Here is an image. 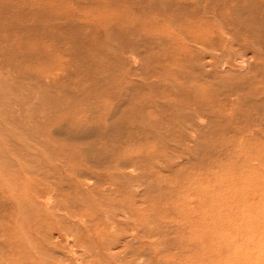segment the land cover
<instances>
[{"label": "rangeland", "instance_id": "374dc122", "mask_svg": "<svg viewBox=\"0 0 264 264\" xmlns=\"http://www.w3.org/2000/svg\"><path fill=\"white\" fill-rule=\"evenodd\" d=\"M1 1L0 264H264V0Z\"/></svg>", "mask_w": 264, "mask_h": 264}, {"label": "bare ground", "instance_id": "6f19581e", "mask_svg": "<svg viewBox=\"0 0 264 264\" xmlns=\"http://www.w3.org/2000/svg\"><path fill=\"white\" fill-rule=\"evenodd\" d=\"M9 0H7V2H8ZM173 1V0H172ZM180 0H178V2H179ZM188 0H186V2H187ZM194 1V0H193ZM198 1H200V0H198ZM208 0H206V2H207ZM214 1V0H213ZM236 1V0H235ZM15 2V1H14ZM32 2H34V1H32ZM205 2V3H206ZM209 2V1H208ZM218 2L219 1H217V3H215L216 4V7L218 6V10H219V5H218ZM237 2V1H236ZM7 4L6 2L4 3V0L3 1H1V5L2 6H7V8H8V4L7 5H3V4ZM13 3V2H12ZM36 3V2H35ZM34 3V4H35ZM160 3V2H159ZM205 3H204V5H205ZM211 3V2H210ZM210 3H207V5H206V7H205V10L206 9H208V7H210L211 5H210ZM234 3V2H233ZM246 3V2H245ZM244 3V4H245ZM27 4V3H26ZM170 4V3H169ZM169 4H168V6H169ZM173 4V3H172ZM183 4V3H182ZM181 3H180V5H182ZM238 4V3H237ZM250 4H252V3H250ZM259 4V3H258ZM10 5H12V4H10ZM180 5L178 6V7H180ZM230 5V4H229ZM249 5V4H248ZM253 5V4H252ZM252 5H251V7H252ZM182 6H184V4L182 5ZM187 6V5H186ZM185 6V8H186V10H188L189 11V9H187V7ZM190 7H191V5H189ZM199 5L197 4V7H198ZM232 6V5H231ZM233 6H235V5H233ZM237 6V5H236ZM244 6V5H243ZM250 6V5H249ZM248 6V8H250ZM11 7V6H10ZM9 7V8H10ZM17 7H19V6H17ZM21 7H23V6H21ZM175 7H177V6H175ZM193 7V6H192ZM195 7V6H194ZM211 7H213V5L211 6ZM228 7V6H227ZM253 7H254V5H253ZM5 8V7H4ZM184 8V7H183ZM200 8V7H199ZM198 8V9H199ZM204 8V7H203ZM214 8H215V6H214ZM243 8H246V7H243ZM247 8V9H248ZM17 9V8H16ZM175 9V8H174ZM193 9V8H192ZM235 9V8H234ZM237 9V8H236ZM235 9V10H236ZM254 9V8H253ZM252 9V10H253ZM5 10H8V9H5ZM17 10H19V9H17ZM221 10H223V9H221ZM220 10V11H221ZM226 10V9H225ZM245 9H243V11H244ZM0 11H1V9H0ZM3 11V10H2ZM175 11H176V9H175ZM175 11H174V13H175ZM178 11L180 12V9H178ZM184 11V10H183ZM191 11V10H190ZM201 11V10H200ZM199 11V12H200ZM203 11V10H202ZM208 11H209V9H208ZM224 11V10H223ZM172 12V11H171ZM177 12V11H176ZM187 12V11H186ZM222 12V11H221ZM240 12H241V10H240ZM168 13V12H167ZM196 13V12H195ZM194 12H193V15L195 14ZM233 13V12H232ZM235 13V12H234ZM247 13H248V11H247ZM249 13H251V12H249ZM4 14H6L5 12H4ZM62 14H64V12L62 13ZM184 14V13H183ZM189 14V13H188ZM188 14H186L187 16H188ZM192 13H190L189 14V17H188V19L190 18V16H192L191 15ZM209 14L210 15H213V19L215 20V19H217L218 20V22L219 23H217V21H216V23H215V25H211L212 27H209L207 24H206V22L207 21H204L205 20V18H200L199 17V15H198V17L199 18H196L194 21L192 20V21H190V20H188L186 17V20L184 19V22H185V26L184 27H187V29H185V31H187L186 32V36H187V38H189V36H191V39L193 38V40H194V38L197 40V43H201L202 45L201 46H205V45H207L208 46V48H209V50L208 51H211V52H213V51H220L222 48H223V45H224V47L226 46L227 48H228V46L229 45H231L232 43V46H234L236 43V41H234V39H235V36L236 35H234L233 34V32H232V29L229 27V25H227V23L226 22H229L230 21V18H229V14L228 15H226L227 13H221L220 14V12L219 11H212V9H211V11H209ZM218 14H220V16H218ZM264 14V13H263ZM185 15V16H186ZM196 15V14H195ZM194 15V16H195ZM204 15H205V13H204ZM236 15H237V13H236ZM253 15V14H252ZM260 15H261V13H260ZM11 16H12V14H11ZM172 16V15H171ZM180 16V15H179ZM177 17H178V13H177ZM196 17V16H195ZM194 17V18H195ZM238 17H239V13H238ZM240 17H242V16H240ZM239 17V18H240ZM253 17V16H252ZM261 17V16H260ZM175 18V17H174ZM179 18V17H178ZM183 18V17H182ZM182 18H180V19H182ZM192 18V17H191ZM179 19V20H180ZM252 19V18H251ZM177 20V19H176ZM238 19L236 18V21H237ZM252 20H254V19H252ZM251 20V21H252ZM182 21V20H181ZM213 21V20H212ZM240 21V20H239ZM244 21V20H243ZM250 21V22H251ZM260 21V20H259ZM238 22V21H237ZM177 23H178V21H177ZM209 23L210 24H212V22H210L209 21ZM230 24H231V22H229ZM254 23H255V21H254ZM176 24V23H175ZM174 24V25H175ZM179 24V23H178ZM182 25H183V23H181ZM209 24V25H210ZM240 23H238V25H239ZM256 24H258V22L256 23ZM146 25V24H145ZM181 25V26H182ZM216 25H217V28H216ZM246 25V24H245ZM208 26V27H207ZM240 26V25H239ZM176 27V26H175ZM177 27H178V25H177ZM233 27V29L234 30H236L235 29V26H232ZM237 27V26H236ZM256 27H257V25H256ZM168 28H170V27H168ZM167 28V29H168ZM180 29H181V33H183L184 32V28H183V32H182V28L181 27H179ZM151 29V28H150ZM158 29V28H157ZM162 29H164V28H162ZM166 29V30H167ZM171 30H173L172 28H170ZM249 29V28H248ZM250 29H252V28H250ZM166 30H164L163 32L164 33H166ZM178 30V29H177ZM153 31V30H152ZM237 31H238V29H237ZM240 31V30H239ZM244 31V30H243ZM154 32H156V31H154ZM175 32V31H174ZM177 32V31H176ZM221 32V33H220ZM246 32V31H245ZM168 33V32H167ZM170 33V32H169ZM168 33V34H169ZM172 33H173V31L171 32V35H172ZM222 33L225 35V37L226 38H228V39H226V38H224L223 36V38L221 37V35H222ZM174 34H177V33H174ZM258 34V33H257ZM180 35V34H179ZM219 35V36H218ZM234 35V36H233ZM248 35V34H247ZM254 36H255V34H253ZM164 36V35H163ZM174 35H172V37H173ZM239 36V35H238ZM237 36V37H238ZM240 36H242V34L240 35ZM181 37H182V35H181ZM169 38V37H168ZM176 38V37H175ZM246 38V37H245ZM179 39V38H178ZM184 39V38H183ZM182 39V40H183ZM211 39H218L217 41L219 42V43H216V42H214V41H212ZM239 39H241V37H239ZM256 39V38H255ZM170 40V39H169ZM173 40H175V39H173ZM181 40V39H180ZM196 40H195V42H196ZM258 40V39H257ZM183 41H186V40H183ZM239 41V40H238ZM243 41V40H242ZM242 41L240 40V42L242 43ZM244 41H246V40H244ZM250 41V40H249ZM182 42V41H181ZM251 42V41H250ZM253 42V41H252ZM252 42L250 43V45H254L255 43H253L252 44ZM255 42V41H254ZM183 43V42H182ZM186 43H187V41H186ZM188 43H190V41L188 42ZM247 43V42H246ZM257 43V42H256ZM181 44V43H180ZM184 44V43H183ZM182 45V44H181ZM186 45V44H185ZM192 45V44H191ZM248 47H249V45H247ZM255 46H256V44H255ZM182 47V46H181ZM187 47V46H186ZM238 47V46H237ZM242 47V46H241ZM211 49V50H210ZM230 49V48H229ZM213 50V51H212ZM224 50H226V49H224ZM244 49L242 48L241 49V51H243ZM246 50V49H245ZM249 50V49H248ZM227 51V50H226ZM247 51V50H246ZM254 51V50H253ZM216 52H214V53H216ZM232 52V51H231ZM208 53H210V52H208ZM207 53V54H208ZM224 53V52H223ZM222 53V54H223ZM228 53V54H227ZM226 54V56H227V58H229L228 56L230 55L229 54V51L227 52ZM219 54V53H218ZM208 55H210V54H208ZM214 55V54H213ZM225 55V54H224ZM215 56V55H214ZM216 56H219V55H216ZM211 57H213V56H211ZM218 58V57H217ZM216 58V59H217ZM219 58H221V56H219ZM223 58V57H222ZM259 59V58H258ZM213 60V59H212ZM214 61H215V59H214ZM213 61V62H214ZM215 63H217V62H215ZM259 64H261L262 66H264V61H259ZM242 66V65H241ZM261 66V67H262ZM262 69V68H261ZM261 71V70H260ZM258 73V72H257ZM261 73V72H260ZM258 81V80H257ZM257 83V82H256ZM248 85H250V82H249V84ZM259 85H261V82L259 83ZM232 86V85H231ZM251 86V85H250ZM230 87V86H229ZM229 87H228V89H229ZM227 88V87H226ZM231 88V87H230ZM233 89V88H232ZM256 89V88H255ZM258 89V88H257ZM250 90V89H249ZM258 91V90H257ZM260 91V90H259ZM227 93L229 92H231V90L229 91H226ZM232 92H234V91H232ZM250 92H251V90H250ZM228 93V94H229ZM235 94H236V92H235ZM197 102V101H196ZM80 120V119H79ZM77 122H78V120H77ZM193 138V137H192ZM78 176H79V174H78ZM80 177V176H79ZM199 182V181H198ZM198 185V184H197ZM200 186H202L201 184H199ZM204 188V187H203ZM203 191V190H202ZM201 191V192H202ZM206 191V190H205ZM205 192H203V194H204ZM252 193V192H251ZM200 201H201V199H200ZM203 201H201V203H202ZM200 203V204H201ZM201 206H203V209H202V207H200L202 210H204L205 209V206H204V204L202 205L201 204ZM85 207V206H84ZM88 209H89V206L87 207ZM202 210H200V211H202ZM206 210L208 211V208H206ZM204 213H205V210H204ZM202 214H203V212H202ZM208 215H210V213H207ZM207 214H206V216H207ZM188 215V214H187ZM198 215V214H197ZM180 216H183V215H180ZM204 216V214L202 215V217ZM111 217V216H110ZM138 217V216H137ZM184 217H185V214H184ZM188 218H189V216H187ZM209 216H207V218H208ZM114 218H115V216H114ZM113 218V219H114ZM181 218V217H180ZM198 218V217H197ZM199 218H201V217H199ZM199 218H198V220H199ZM204 218V217H203ZM202 218V219H203ZM185 219V218H184ZM183 219V220H184ZM187 220L188 219H186V222H187ZM204 220H205V218H204ZM207 220V219H206ZM219 220V219H218ZM218 220H215V221H218ZM140 221V220H139ZM202 220L200 219V221L199 222H201ZM204 222L205 221H203V224H204ZM134 223H136V219H135V222ZM140 223H143V222H140ZM188 223V222H187ZM194 223V222H193ZM197 224H201V223H198V222H196ZM137 224V223H136ZM189 224V223H188ZM197 224H195L194 223V226H192L191 225V228L193 227V229L194 230H196L197 228L195 227V225H197ZM206 225V224H205ZM152 226V225H151ZM204 226V225H203ZM136 227H137V225H136ZM196 229H195V228ZM199 227L200 226H198V230H196L197 232H199L200 230H202V229H200L199 230ZM207 227V226H206ZM190 228V227H189ZM190 228V229H191ZM201 228V227H200ZM132 229V228H131ZM151 229V228H150ZM206 228L204 227V230H205ZM191 231H193V230H191ZM133 232V231H132ZM201 232V231H200ZM202 232H203V230H202ZM8 233V232H7ZM137 233H139L138 231H137ZM99 234V233H98ZM75 235V234H74ZM81 235H83V234H81ZM100 235H102V234H100ZM123 235H125V234H122V236ZM138 235H140V234H138ZM97 236V235H96ZM143 239V238H142ZM122 240V239H121ZM136 240V239H135ZM144 240V239H143ZM98 241V240H97ZM99 242V241H98ZM4 244V243H3ZM143 244H147V243H142L141 245H140V249H141V251L142 252H144L145 250H148L147 248L149 247L150 249L151 248H153V247H150V246H144ZM85 245V244H84ZM159 245V244H158ZM102 246V245H101ZM105 246V245H104ZM97 247V246H96ZM106 247V246H105ZM107 247H108V245H107ZM132 248V247H131ZM134 248V247H133ZM98 249H100V248H98ZM11 250H13V249H11ZM127 250V249H126ZM111 251V250H110ZM153 251H155V249L153 250ZM126 252V251H125ZM128 252V251H127ZM12 254H13V252H12ZM123 254V253H122ZM125 254H128V253H125ZM130 256V255H129ZM136 256V255H135ZM136 257H139V256H136ZM27 258V257H26ZM112 258V257H111ZM123 258H124V256H123ZM83 261V260H82ZM99 261V260H98ZM132 261V260H131ZM26 262V261H25ZM91 262H93V261H91ZM21 263H23V262H21ZM20 263V264H21ZM90 263V262H89ZM88 263V264H89ZM139 263V262H138ZM18 264V263H17ZM24 264V263H23ZM28 264V263H27ZM30 264H32V263H30ZM79 264V263H78ZM137 264V263H136ZM141 264V263H140Z\"/></svg>", "mask_w": 264, "mask_h": 264}]
</instances>
